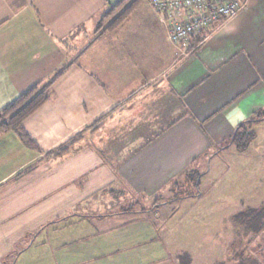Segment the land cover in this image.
Masks as SVG:
<instances>
[{
	"label": "crops",
	"instance_id": "crops-1",
	"mask_svg": "<svg viewBox=\"0 0 264 264\" xmlns=\"http://www.w3.org/2000/svg\"><path fill=\"white\" fill-rule=\"evenodd\" d=\"M118 1L0 0V110L62 71L51 99L22 123L37 148L0 135L8 166L0 180V264H9L24 235L14 264H54L47 253L25 256L40 234L30 241V232L59 215L80 221L64 241V264H153L148 255L168 251L166 237L207 228L188 221L219 219L181 213L184 200L204 198L206 180L209 192L222 177L230 190L242 177L251 187L246 203L259 205L264 150L247 160L257 155L251 143L243 151L225 145L241 125L264 128V119L247 124L264 115V0H244L238 15L187 51L145 1L112 29L102 27ZM219 167L222 177L213 174ZM190 172L200 175L197 193L173 198ZM233 242L226 241L229 257L212 264L231 258ZM172 252L166 264H180L183 252Z\"/></svg>",
	"mask_w": 264,
	"mask_h": 264
},
{
	"label": "rangeland",
	"instance_id": "rangeland-1",
	"mask_svg": "<svg viewBox=\"0 0 264 264\" xmlns=\"http://www.w3.org/2000/svg\"><path fill=\"white\" fill-rule=\"evenodd\" d=\"M146 3L147 0H144ZM104 17V15H103ZM100 21V24H103L105 28L108 26V22L106 23V19L103 18ZM101 26V25H100ZM263 127H255L251 130L258 135V137L255 136V138L251 142V149H254V153L257 154L256 156L252 155L248 152V155H244L243 157L247 160H250L251 158H261L260 153L264 150V131L262 130ZM264 129V128H263ZM1 148V147H0ZM11 149V148H10ZM2 157V156H0ZM10 160V158H9ZM4 156L0 158V180L8 173V166L6 168V163ZM4 163V164H2ZM10 163V161H9ZM221 169V170H220ZM223 169L219 167V169L213 173L215 175H220L222 177ZM221 173V174H220ZM262 176H264V172L261 173ZM198 174L195 172L189 173L188 176L185 178L184 184H177L175 185L174 189L171 192V195L173 198H176L178 196H187L193 193H197V190L193 187V183L196 181ZM19 177H15L13 181L10 183H14L16 179ZM210 179V178H208ZM213 179V176H212ZM207 181L202 183L200 186V192L205 193L204 198H202L199 202L190 201L189 199L184 200L185 202L183 204H180V210L181 213H188L190 214L189 218L192 217V215L196 214H204V213H214L219 217V219L216 220H209L204 219V221L201 220H190L188 222L191 223H202V225H205L207 228H203L200 226L193 227L192 230H186L184 231V235L180 234V232L174 237H166L170 238L171 244L167 246L166 249L168 251H163L165 249L163 246L161 248V251L153 252L148 255V257L151 259L153 264H166L167 262H170L172 260L171 256L174 252L180 250L183 252L182 254H187L191 256V259L193 261L192 264H212L215 260H220L228 256L229 252L225 253L226 251V241L229 242L230 239L235 240L238 238V240L233 244L232 246V255L231 258H227L224 264H236L237 262H240L241 259L245 256H250L254 260L260 261L261 264L264 260H261L264 256V235L258 236L255 239H252L250 241L249 236L246 234L241 236L240 234V228L236 225L234 222L233 217L235 214L239 213L240 211L244 210L246 207L250 208H259L264 207V186L259 188L258 192V199H254V204L259 205H253V204H247L249 203V192L251 191L250 185H242L243 178L239 177L236 181L232 183L234 185L231 190L227 187L224 188L225 184L228 181L227 177H222L221 180L216 181L217 186L214 190H208L210 188H207ZM189 184V185H188ZM262 185H264V182H262ZM193 187V188H190ZM204 189V190H203ZM199 192V191H198ZM233 194H238L239 196L233 197ZM36 207V205L30 203L28 208L29 210H32ZM37 208V207H36ZM81 208V207H78ZM139 210V209H136ZM187 214V215H188ZM64 216V215H63ZM58 219L56 220L55 217L50 221L56 222L53 224H50L49 221L45 223L40 228H37V230L30 232L31 236L28 238L31 240H34L37 235L36 233L40 231L36 238L35 244L36 246L34 248H31L26 253V259L31 257H37L40 256L43 257L44 254L52 255V258H55L54 264H64V256H67V250H69L68 247L64 245V241L66 238H71L72 235V228H80V221L78 220H68L64 219L59 216H57ZM56 217V218H57ZM62 221V222H61ZM44 221H41L43 223ZM94 222V221H93ZM85 223V222H84ZM89 223V222H88ZM95 223V222H94ZM90 225V227H97V224ZM47 224V225H46ZM49 224V225H48ZM46 225V226H45ZM79 225V226H78ZM186 228H189V225H185ZM182 228H184L182 226ZM193 234V235H191ZM205 234H209L212 236H205ZM214 234H218L213 236ZM24 235L22 239L16 244L14 252L9 255L8 262L9 264H14L15 259L17 258V254L22 251L23 248H25V243L27 242ZM156 236V235H155ZM79 238V237H77ZM173 238V239H172ZM210 239V242H205L206 239ZM74 239V238H73ZM175 239V240H174ZM214 239V241H213ZM48 242V243H47ZM70 242V241H69ZM169 240L167 241L168 244ZM225 243V244H224ZM246 247V248H245ZM244 248L246 252L244 253ZM72 252H76L73 249H70ZM248 250V251H247ZM172 252V253H171ZM122 257L127 258L128 255L124 256L123 253ZM170 254V255H169ZM138 259H145V256L143 254H137ZM74 260H77L78 262L81 260V257H71ZM71 258L69 260H71ZM149 259V260H150ZM161 259V261L159 260ZM253 260V261H254ZM128 262V261H126ZM236 262V263H235ZM73 263V262H71ZM264 263V262H263ZM245 264H250L249 260L248 262H245Z\"/></svg>",
	"mask_w": 264,
	"mask_h": 264
},
{
	"label": "trees",
	"instance_id": "trees-1",
	"mask_svg": "<svg viewBox=\"0 0 264 264\" xmlns=\"http://www.w3.org/2000/svg\"><path fill=\"white\" fill-rule=\"evenodd\" d=\"M144 2V0H119L114 4L110 9L104 14V17L107 21L110 22L106 29H112L118 25L127 14L138 4ZM114 15H116L114 17ZM101 26H99L100 28ZM203 40V37H200L192 41L191 48L196 44L200 43ZM62 71L58 72L54 78L49 81L42 82L34 85L22 95H20L15 101H13L8 106L0 110V135L5 133H14L17 135L18 139L22 144L29 149H36V144L30 139V137L25 133L22 128L23 121L34 113L38 108H40L44 103L52 97V85L57 77L60 76ZM264 119L263 114H257L252 119L248 121L247 124L252 122H258ZM255 134L248 128L247 125H241L238 127L236 132L233 134L232 138L225 145V147L234 145L239 151L245 150L249 144L254 139ZM66 148H60L56 152L57 154H63ZM191 173V172H190ZM189 173L186 175L188 176ZM198 174L196 181L193 183V186L198 187ZM177 185V184H176ZM175 186V185H174ZM197 189V188H196ZM189 195L185 196L188 197ZM234 222L240 228V234L247 235L252 239L257 238L258 236L264 235V207L259 208H250L246 207L244 210L233 216ZM57 222V221H56ZM52 224V223H50ZM49 225V224H48ZM238 240L236 238L233 244ZM246 248V247H245ZM244 248V253L246 252ZM248 251V250H247ZM232 255V254H231ZM179 259L181 260L180 264H189V256L187 254H182ZM232 259V258H231ZM250 262V264H260L257 259L254 260L250 256H245L241 259L240 262H235L236 264H245V262ZM254 260V261H253ZM261 260H264V256ZM264 262V261H263ZM261 264H264V263Z\"/></svg>",
	"mask_w": 264,
	"mask_h": 264
},
{
	"label": "built area",
	"instance_id": "built-area-1",
	"mask_svg": "<svg viewBox=\"0 0 264 264\" xmlns=\"http://www.w3.org/2000/svg\"><path fill=\"white\" fill-rule=\"evenodd\" d=\"M148 6L168 26L170 41L191 49L192 41L211 34L219 25L238 15L244 0H147Z\"/></svg>",
	"mask_w": 264,
	"mask_h": 264
}]
</instances>
